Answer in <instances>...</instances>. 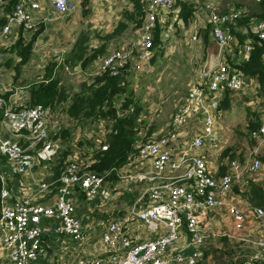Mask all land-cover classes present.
<instances>
[{"label":"built area","instance_id":"1","mask_svg":"<svg viewBox=\"0 0 264 264\" xmlns=\"http://www.w3.org/2000/svg\"><path fill=\"white\" fill-rule=\"evenodd\" d=\"M10 2L11 11L4 13ZM75 2L80 5L83 0H0L4 19L0 50L20 29L33 32L70 15ZM140 2L143 19L139 36L105 56L97 76L114 78L124 71L135 74L149 62L155 28L176 0ZM205 8L210 39L220 46L216 67L195 81L165 127L146 142L136 141L135 152L121 168L96 173L89 169L92 156L79 157L82 150L73 144L74 154L68 157V164L57 179L49 180L58 152L67 147L61 131L76 128L86 134V127L80 128L77 120L51 107L17 106L5 98L8 91H0V155L5 161V167L0 168V257L4 264H39L47 256V234L53 238L51 243L63 245V250L68 242L80 247L93 233L84 228L77 215L79 198L93 206H105L127 192V186L130 191L139 184L147 187L133 206L106 224L97 246L80 248L76 264H207L202 250L215 239L247 241L252 232L239 237L234 234L253 227L252 220L264 217V210L240 206L233 191L245 190L251 177L263 170L256 151H264V122L248 133L258 148L248 152L243 161L229 162L222 175L218 168L211 169L205 151L215 139L213 103L225 91H240L251 78L230 71L225 59L237 44L232 28L244 13L239 9L221 12L212 5ZM51 12L55 19H50ZM248 26L252 37L242 48L244 56L254 44H264V19L251 21ZM261 58L264 66V53ZM96 123L99 131L85 137L106 151L102 136L111 123L107 119ZM25 178L31 184L29 192L17 187ZM53 196L56 200L51 207L40 206ZM218 216L221 221L224 217L233 234L212 228ZM254 245L251 260L264 264V237ZM187 248L189 253L184 252Z\"/></svg>","mask_w":264,"mask_h":264},{"label":"rangeland","instance_id":"2","mask_svg":"<svg viewBox=\"0 0 264 264\" xmlns=\"http://www.w3.org/2000/svg\"><path fill=\"white\" fill-rule=\"evenodd\" d=\"M186 2L195 6L196 11L200 10L202 12L200 16L208 17V9L205 8L206 0H187ZM263 2L264 0H239L234 5H229L233 6V9L241 10L247 16H251L249 9L250 12L253 11L252 16L256 17H252L251 21L255 23L261 19ZM75 5L76 10L68 14L69 16L52 20L47 25L37 27L33 32L22 33L24 44L32 41V52L29 61L19 68V72L15 68L18 61L13 59L15 58L13 47L18 33L8 37L5 47L7 52L2 51L3 59L0 60V81L7 84L6 87H14L22 92V94H17L18 99L15 105L21 104L22 107H29L27 101L24 102L23 96L28 94L32 85L45 79L48 69L51 70V78L58 79L60 88L71 97L80 90L81 85L90 84L97 77L98 66L105 56L119 49L120 45L127 46L131 41L134 42L140 34L141 24H137L139 19L129 18L133 7L128 0H83L80 5L77 2ZM176 5L177 0L171 9L172 12L167 14L168 16L165 15L155 28L149 62L140 72L132 73L125 79L134 102H138L141 107L139 121L136 125L138 144L153 138L155 133L169 123L175 109L185 102L191 86L203 74L206 47L203 46L202 41L201 44L198 42L205 27L194 31L192 27L188 28V25L179 23L178 13L174 12ZM49 16L50 19L56 18L53 12ZM2 17L3 13L0 8V19ZM194 36L196 41L192 40ZM77 41L83 43V58L87 62L85 67H80L82 71L75 69L76 67L73 66L76 65H73L70 60V52ZM231 48L232 51L237 49L236 46ZM101 49L103 51L96 55L94 51ZM237 50L243 54L242 48ZM93 55H96L94 59H92ZM256 88L250 81L247 86H242L240 91L229 93L224 106L221 105L223 95L213 103L212 109L216 119L215 139L205 151V157L211 169L218 168V170L226 171L229 162L234 159L243 161L248 152L258 148L255 142L249 140L247 130L249 121L258 122V124L264 122V98L258 96ZM10 93H6L5 98ZM69 103V100L66 103H58L53 110L65 113ZM77 125L81 126L79 123ZM83 126L86 127L84 131L87 132L86 134H83L82 129L80 132L76 131V128L68 130L69 134L67 133L64 137L63 144L65 146L76 144L80 150H86L90 144L85 135L92 134L93 131H99V129L96 122H83ZM258 152L264 155V151L258 149ZM231 155H233L232 159H230ZM261 162L263 173L260 175L264 176V162ZM4 163V157L0 155V168L5 167ZM261 176L257 174L251 178L257 183H262L264 179ZM146 187L145 184H139L128 191L130 186H127V192L116 201L105 206H94L90 224L85 223L86 226L95 230L94 233L90 234L87 241L80 247L70 242L65 243L66 249L69 246L72 247L78 259L80 248L92 249L93 245L97 246L99 236L106 224L114 217H121L125 214ZM244 194L245 190L238 188L233 191L240 206H250L253 209L257 207L264 210L261 206L251 204ZM222 218L221 221L220 216L216 217L212 228L233 234L230 231L231 228L226 225L227 221H224L223 216ZM252 223L253 227H248L245 232L234 234L239 237L244 233L247 235L248 232H252L247 241L221 238L207 246L206 250L203 249L206 263L256 264L251 260V255L255 250L254 243L264 237V217L253 219ZM213 247L216 248L212 249ZM48 255L53 261L58 259L56 252L49 251ZM53 261L50 264H56ZM0 264H4L1 257Z\"/></svg>","mask_w":264,"mask_h":264},{"label":"trees","instance_id":"3","mask_svg":"<svg viewBox=\"0 0 264 264\" xmlns=\"http://www.w3.org/2000/svg\"><path fill=\"white\" fill-rule=\"evenodd\" d=\"M129 1L133 7V12L129 13V18H138L139 22L137 24L140 25L143 19V5L140 0ZM12 5V2H10L4 8V13H9ZM176 8L179 9L178 20L187 26L193 15V6L177 0ZM263 15L264 12L260 16L261 19L258 20H262L264 18ZM252 17L243 14L241 19L236 22L235 27L232 28V32L237 39V49L243 48L247 40L252 37L248 26ZM3 23L4 19H0V25ZM17 33L13 49L19 58V62L16 65L17 72H19V68L25 65L30 59L32 41L24 44L22 29ZM201 39L206 47L210 40L209 24H206ZM82 45L83 43L77 41L70 52V60L73 65H76L73 66L74 68L77 66L82 68L87 65L86 60L83 58L84 51ZM237 49L225 54L226 63L230 71L235 74L254 78L257 82V94L259 97L264 98V66L261 58L264 53V44H254L253 50L246 56L238 52ZM101 51L103 49L94 52L97 55ZM96 55H93L92 59ZM234 57H238V61H235ZM127 76H129V73L126 72L114 78L106 75L97 76L90 84L81 85L80 90L69 97L66 95V91L60 88V81L51 78V70L48 69L45 79L32 85L28 92L29 98L27 104H29V107L40 105L53 108L56 104L66 103L69 100L70 103L66 106L65 113L70 118L77 120L81 128H83V122L87 123L88 120L98 122L101 119H107L111 123V128H107L105 130L106 134L102 136V143L107 145V150L102 151L100 149L101 145L97 146L94 142L87 140L90 146L86 150L79 152V157L84 158L90 154L92 156V163L89 169L96 173H101L112 168L118 169L123 167L127 163L128 158L135 152V143L138 139L136 125L137 121H139L141 110L139 103L134 102L132 92L125 83ZM229 93V91L224 92L221 105L224 106L226 104ZM8 95H6V98ZM258 126V122L249 121L247 130L250 132ZM67 133L69 134L68 129L62 130L60 133L61 138L64 139ZM73 154L74 149L70 145L58 152L57 162L51 169V177L49 180L58 178L68 164V157L73 156ZM232 158L233 155L230 156V159ZM219 171L220 175L225 172L224 169H220ZM244 197L251 204L264 208V183L258 184L249 181L245 189Z\"/></svg>","mask_w":264,"mask_h":264},{"label":"crops","instance_id":"4","mask_svg":"<svg viewBox=\"0 0 264 264\" xmlns=\"http://www.w3.org/2000/svg\"><path fill=\"white\" fill-rule=\"evenodd\" d=\"M184 2H186L187 0H183ZM236 1H239V0H206V3H205V5H212V6H214V7H216L219 11H221V12H226V11H228L229 9H233V6L231 7L229 4H232V5H234V3L236 2ZM128 2L130 3V1L128 0ZM187 3V2H186ZM190 3H192V2H190ZM131 4V3H130ZM227 4H228V6H227ZM236 6V5H235ZM203 7H204V4H203ZM261 8H262V13L264 12V4L262 5L261 4ZM199 8H197V10H198ZM75 10H76V8H75ZM178 11H179V9L178 8H176L175 9V14L176 13H178ZM252 11V10H251ZM255 11H257V10H255ZM172 12V11H171ZM252 13H254L253 11L252 12H250V9H249V14H251V16H252ZM256 13V12H255ZM169 14V13H168ZM202 14V12L200 11V10H198V11H196V7L195 6H193V15H192V18L189 20V23H188V28H190V27H192V29H194V31H198L199 29H202V28H204L205 26H206V24H208L207 22V17L206 18H204L203 16H200ZM168 16V15H167ZM253 17H256V16H253ZM167 19V18H166ZM178 22L179 23H181V21H179L178 20ZM15 35V34H14ZM13 35V36H14ZM200 39H199V42L198 43H200L201 44V41H202V39H201V37H199ZM14 40V39H13ZM203 43V42H202ZM7 46V44L5 45V47ZM203 46H205L204 44H203ZM5 47L4 48H2L1 50H0V60H2L3 59V55H2V51H6V49H5ZM231 50H232V48H230ZM7 52V51H6ZM15 53V52H14ZM15 61H18L19 62V58L16 56V54H15V58H13ZM17 59V60H16ZM234 59H235V61H238V57H234ZM29 61V60H28ZM24 66V65H23ZM15 68H16V66H15ZM75 69H78V71H80L81 69H80V66H77ZM82 71V70H81ZM124 72H126V73H129V75H131L132 74V72H130V71H124ZM123 72V73H124ZM122 73V74H123ZM1 77V76H0ZM250 81H252V83L255 85V86H257V82H256V80L254 79V78H251V79H249ZM6 85L7 84H3V82L2 81H0V91L1 92H4V91H8L7 93H10V92H12V93H10L9 94V96L7 97V98H10V100H11V102L12 103H14V104H17L16 103V101H17V99H18V95L17 94H22V92L21 91H17V89L16 88H14V87H6ZM9 86V85H8ZM13 88V89H12ZM13 90H14V92H13ZM6 94V93H5ZM24 97V102H26V101H28V98H29V93L27 94V95H25V96H23ZM22 97V98H23ZM21 105V104H20ZM93 134H96V131L95 132H92ZM63 140V139H62ZM256 154H257V156H259V158L261 159V161H263L264 162V155H261L260 154V152H258V151H256ZM263 171V170H262ZM261 171V173L260 174H262L263 172ZM43 172H45V171H43ZM259 174V176H261ZM263 179H264V176H261ZM258 178V177H257ZM256 178V179H257ZM260 179V178H259ZM253 182H255V183H257V181L256 180H252ZM262 183H264V182H262ZM258 184H260V183H258ZM17 187L18 188H20V189H22V190H25L26 192H29V190H30V188H31V184H30V182H29V180L28 179H24L23 181H21L20 180V182L17 184ZM94 206H93V204H88L87 202H85V200L83 199V197H80L79 198V201H78V207H77V215H78V217L80 218V220H81V222H82V224H83V226H84V228L86 229V230H88V231H90L91 233H94V229H92V228H90L89 226H86L85 225V223L86 222H88L89 224H90V219H91V216H92V208H93ZM88 220V221H87ZM84 221V222H83ZM52 240H53V238H52V236L51 235H49V234H47L46 236H45V239H44V241H45V243H47L46 245H47V247H48V251H47V256H45L44 258H42L41 260H40V263L39 264H50L53 260L52 259H50L51 257L48 255V252L49 251H53V252H56V254H57V256H58V259H56L55 261H53L54 263H56V264H76V261H77V253L75 252V250L71 247L70 248V246L69 247H67V249H66V251H64L63 249H62V245L61 244H59V245H57V244H53V243H51L52 242ZM216 240H218V239H215V241ZM214 241V242H215ZM50 242V243H49ZM182 246H183V244L182 243H180V246H178V247H180V248H182ZM185 246V245H184ZM50 247V248H49ZM216 247H213L212 249H215ZM189 249L187 248V249H185L184 250V252L185 253H189Z\"/></svg>","mask_w":264,"mask_h":264},{"label":"water","instance_id":"5","mask_svg":"<svg viewBox=\"0 0 264 264\" xmlns=\"http://www.w3.org/2000/svg\"><path fill=\"white\" fill-rule=\"evenodd\" d=\"M206 58L203 66V74L208 75L216 67L220 54V46L214 39H210L206 46ZM56 200V196H53L49 200L42 202L41 207H51Z\"/></svg>","mask_w":264,"mask_h":264}]
</instances>
